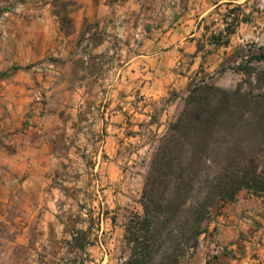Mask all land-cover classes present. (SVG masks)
Here are the masks:
<instances>
[{
    "label": "crops",
    "instance_id": "obj_1",
    "mask_svg": "<svg viewBox=\"0 0 264 264\" xmlns=\"http://www.w3.org/2000/svg\"><path fill=\"white\" fill-rule=\"evenodd\" d=\"M238 1L0 0V264L122 263L148 165L128 146L153 150L193 84L203 19ZM225 210L200 236L224 252L202 263L242 262L264 231V191Z\"/></svg>",
    "mask_w": 264,
    "mask_h": 264
},
{
    "label": "trees",
    "instance_id": "obj_2",
    "mask_svg": "<svg viewBox=\"0 0 264 264\" xmlns=\"http://www.w3.org/2000/svg\"><path fill=\"white\" fill-rule=\"evenodd\" d=\"M226 24L215 44H228L220 42L231 33ZM242 189L264 191V94L194 84L153 153L144 212L128 223L121 264H179L206 231L204 220Z\"/></svg>",
    "mask_w": 264,
    "mask_h": 264
},
{
    "label": "rangeland",
    "instance_id": "obj_3",
    "mask_svg": "<svg viewBox=\"0 0 264 264\" xmlns=\"http://www.w3.org/2000/svg\"><path fill=\"white\" fill-rule=\"evenodd\" d=\"M225 20L232 23L229 26L231 33H225L220 42L222 43L227 38L229 42L227 45L215 44L212 35L214 33L219 35L225 29L227 25ZM160 21H165V18L162 17ZM199 39L202 45L201 59L194 68L197 73L192 85L206 83L224 89H236L240 86L243 90L264 94V57L258 59L259 55H264V0H239L233 5L228 3L215 8L211 12V17L203 19V33ZM207 43L215 44V46H206ZM188 95L189 92L184 98L175 119L183 111ZM160 139L153 150L145 155L142 154L141 147L138 145L128 146L126 151L129 156L132 154L142 155L148 160L144 186L153 153L159 145ZM231 202L222 203L219 208L214 209L211 215L204 220L203 226L207 228L209 222L223 218L226 213L225 208ZM83 212L85 215L88 214L87 207L83 208ZM215 232L210 234L209 243L204 239L200 240L199 237L197 246L190 248L179 264H218L210 263L212 258H208L206 262L202 263L204 256H217L220 251L224 252V247L215 237ZM251 236L250 243L242 241L241 245L236 248L237 253L233 254L237 256V254L247 250L249 258L243 259L242 262L238 261L236 264H264V231L260 236L254 233H251ZM198 251L202 253V258L199 254L200 257L191 259ZM123 255H129L127 246L123 249Z\"/></svg>",
    "mask_w": 264,
    "mask_h": 264
},
{
    "label": "built area",
    "instance_id": "obj_4",
    "mask_svg": "<svg viewBox=\"0 0 264 264\" xmlns=\"http://www.w3.org/2000/svg\"><path fill=\"white\" fill-rule=\"evenodd\" d=\"M26 123H27V124H31V123H32V120H31V114H30V113H28V114L26 115Z\"/></svg>",
    "mask_w": 264,
    "mask_h": 264
}]
</instances>
